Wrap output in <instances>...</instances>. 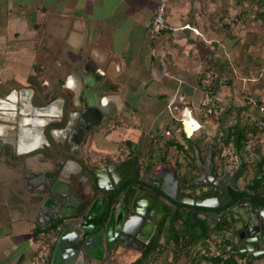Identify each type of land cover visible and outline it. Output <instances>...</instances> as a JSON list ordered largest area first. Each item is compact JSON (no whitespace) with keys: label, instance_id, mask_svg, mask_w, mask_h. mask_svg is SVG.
Returning a JSON list of instances; mask_svg holds the SVG:
<instances>
[{"label":"crops","instance_id":"1","mask_svg":"<svg viewBox=\"0 0 264 264\" xmlns=\"http://www.w3.org/2000/svg\"><path fill=\"white\" fill-rule=\"evenodd\" d=\"M157 3L0 0V264H41L36 233L72 221L85 207L84 194H104L90 214V220H96L105 197L112 198L106 192L92 194L90 186L96 182L90 171L93 166L102 168L136 156L138 182L165 198L152 177L178 174L190 181L201 174L199 168L208 165V158L217 172L222 171L224 160L234 166L231 152L235 148L232 142L225 143L228 125L233 124L230 118L257 117V109L245 97L264 96V20L259 15L264 0H171L167 21L176 29L151 41L146 26ZM206 84L209 90L204 89ZM73 86L75 90L86 86L88 101L102 103L107 98L117 109L89 131L74 151L65 127L79 108L71 106V99L76 102ZM56 97L63 102V120L44 128L48 144L40 139L37 144H27L26 153L14 155L15 147L9 142H27L32 134L31 127L24 125L25 134L19 137L17 120L30 112V106L42 107ZM184 108L195 116L197 120L190 115L200 124L199 129L195 125L188 129L184 121L185 132L180 129L178 119ZM32 114V120L39 122L44 114L54 116V112L37 109ZM212 115L219 120L210 121ZM165 130L171 135L166 136ZM47 155L55 162L47 163ZM69 161L75 165V173L69 180L55 178L58 189L50 193L42 166L47 163L54 170L56 164L65 166ZM180 190L190 192L184 185ZM136 194L150 200L144 188H137L131 198ZM38 195H42L40 202L51 195L48 209L63 210L69 201L66 212L72 214L60 218L49 210L43 212ZM172 203L163 216L166 222L158 247L144 262L209 264L205 257L213 255V248L218 249L215 255L230 254L229 247L236 245L222 235L224 230L212 232L204 245L198 242L180 251L167 231L169 215L176 209ZM179 211L182 219L175 227L181 230L190 212L187 207ZM131 245L115 239L106 249L103 231L97 264H132L142 251ZM235 260L238 264H264V255L246 254ZM83 263L89 264L85 259Z\"/></svg>","mask_w":264,"mask_h":264},{"label":"water","instance_id":"2","mask_svg":"<svg viewBox=\"0 0 264 264\" xmlns=\"http://www.w3.org/2000/svg\"><path fill=\"white\" fill-rule=\"evenodd\" d=\"M66 84L64 85L66 86ZM71 88L75 90L74 86ZM101 88L99 87V90ZM85 92L86 86L81 90H75L76 102L71 99V106H78L79 108L74 111V114L65 125L68 132H70L69 139L72 143V151L79 147L89 131L95 129L117 110L115 107L112 108L111 104L109 105L107 98H103L106 102L102 103L99 100L97 102L88 101L85 98ZM20 107L23 106L20 105ZM31 108L32 106L29 107L30 112L28 111L27 115H21L23 118L17 120L20 124L16 126L18 136L21 133L22 135L25 134V132H22L24 131L22 129L24 125L30 126L32 137L30 135V140L27 142L24 139L17 140L16 143L9 142L16 149L13 151L14 155H20L21 152L26 153L28 145L34 141L37 144L40 139L44 144H48L44 139V128L51 123H60L63 120V102L59 97L42 107ZM35 109L49 113L54 112L52 114L54 116L49 117L48 114H44L45 118L43 117L42 122L32 120V118H35L32 114ZM74 120H76L75 123H73ZM46 152L50 154L48 149ZM47 156L49 160L46 161L47 163L55 162L54 158H50V155ZM47 163L42 166L45 169L43 179H45L46 188L49 186V191L52 193L58 189V182L53 180L60 176L69 180L71 174L75 173V165L72 162L65 164V166L56 164V168L53 170L50 164L47 165ZM126 166L128 167L125 168ZM81 167V165L78 166V168ZM199 169L201 174L190 182H187L178 174H175L174 177L172 175L164 178L160 176L152 177L155 180L154 185L166 195L167 199L164 196H159L155 190L138 182L139 167L136 156H132L122 163H108L102 168L93 166L90 171L95 175L96 182L92 181V184L90 183L92 194L101 191L114 195V197L112 201L109 197H105V202L99 210L96 220L91 221L90 214L94 212L97 201L102 199L99 195L104 196V194H97L94 197L89 194L82 196L87 199L84 204L85 207L76 212L78 216L74 217L72 221L68 220L69 222L63 224L53 248L50 264H84V259L89 264H97L102 254L100 246H102L103 231L105 233L106 249L112 247L114 240L118 239L122 245L129 246L131 242V247L143 251L164 214L169 212L167 205L173 204L172 202L189 205L191 207V219L195 218L196 208L198 207L210 209L205 211L204 214L216 220H218V214L226 215V227L234 234L237 244L232 246L230 254H250L255 258L264 255V206L250 202V196L256 194L260 180L264 178V171L257 166L256 175L245 186L246 196L234 200L231 191L237 193L241 191L238 181L244 176L241 157L238 158L237 166L233 170L228 165H224L222 171L217 172L209 158L208 165ZM109 173L110 177H108ZM88 174L90 175V173ZM85 178L87 179V176ZM179 183L184 186L195 187L196 195L184 194L178 197ZM137 188L146 189L150 193V200L140 197L139 194H136L135 198H131L132 193ZM208 192L214 194L200 197V194H207ZM41 196H37L38 206L43 212L49 210L53 216H59L60 218L72 214L66 212L70 207L69 201L64 204L63 210L48 209L51 195L43 199V202H40ZM110 202L111 204H109ZM216 208L222 209L218 213L213 210ZM95 245L98 247L94 248ZM87 256L90 258L87 259Z\"/></svg>","mask_w":264,"mask_h":264},{"label":"trees","instance_id":"3","mask_svg":"<svg viewBox=\"0 0 264 264\" xmlns=\"http://www.w3.org/2000/svg\"><path fill=\"white\" fill-rule=\"evenodd\" d=\"M260 18L264 20V9H262L259 13ZM256 97V96H255ZM258 101L261 100L262 97H256ZM260 129L257 127V125L254 123L251 125V127H247L245 125H240L238 122L233 123L232 125L228 126L227 134H226V140L225 143H228L229 141L232 142L234 148L238 151H242L244 147L251 141V139L258 135L260 133ZM255 146V145H254ZM257 149V146L255 147ZM254 148V149H255ZM260 162H264V156L260 157ZM233 193V191H232ZM184 195L183 193H180L179 196ZM114 195H111V198H113ZM258 199H262L259 198ZM257 197H254V200L259 203H264L263 199L258 200ZM176 203V202H174ZM178 204L180 207H190L189 205H183ZM196 216L193 220V222L190 221V215L189 213L186 215L185 219L183 220V228L181 230L176 229L175 223L178 220L182 219V215L180 212H175L174 214L169 215L168 220V233L171 234V237L175 240L176 246L178 245V240L180 237H183L185 244H188L189 246L194 245L198 242H201L202 245H204V242L207 238H209L210 234L212 232H217L222 229H224V226L226 225L227 221L223 217L218 221V223L215 222L213 226H211L208 223V220L204 217H198V214H203L204 211L210 210L208 208L198 207ZM166 222V218H163L160 224L158 225L155 234L152 236V238L149 240L148 244L144 248V250L141 252L140 259H137L132 264H148L147 261L144 262V260L147 258V256H150L151 253L155 251V249L158 247V241L160 239L162 228L164 227ZM57 224H52L48 226V228L55 227ZM228 244V242H227ZM54 245H51L49 247V252L47 255V262L50 261L52 252H53ZM178 248V247H177ZM235 256L239 258L245 257V255H236L231 254L224 257L221 254L211 255L208 257H205L207 262L209 264H238L235 260ZM244 264H250L249 261H245Z\"/></svg>","mask_w":264,"mask_h":264},{"label":"built area","instance_id":"4","mask_svg":"<svg viewBox=\"0 0 264 264\" xmlns=\"http://www.w3.org/2000/svg\"><path fill=\"white\" fill-rule=\"evenodd\" d=\"M170 3L171 0H158L154 14L146 26V35L151 41L156 39L158 36H160L162 32L174 31L176 29V27L172 26L167 21V15L169 13ZM204 89L209 90L210 89L209 84L204 85ZM245 98L250 104H252L257 109L259 113V116L254 118V121L261 132L258 135L254 136L253 139H255L256 137H261L264 141V96L261 98L260 101H258L257 98L253 95H247ZM186 112L189 116L192 115V117H194L190 110L185 109L184 112H181V115L178 120L181 125L180 129L183 131H184L183 118ZM199 127L200 124H198L197 128L199 129ZM198 129H195V131ZM164 134L166 136H169L171 135V131L165 130ZM251 142L253 143L252 144L253 146L256 145V143L253 142L252 139ZM250 143H248V145H250ZM61 230H62L61 225L57 224L55 227L41 229L36 233L35 242L37 244L39 256L42 259L41 264H50V261L47 262L49 247L51 245H55ZM177 247L182 252H185L189 249V246L188 244H185L183 237L179 238Z\"/></svg>","mask_w":264,"mask_h":264},{"label":"flooded vegetation","instance_id":"5","mask_svg":"<svg viewBox=\"0 0 264 264\" xmlns=\"http://www.w3.org/2000/svg\"><path fill=\"white\" fill-rule=\"evenodd\" d=\"M247 150V151H245V152H247V154L243 151H238V150H236V149H234L231 153H234V156H235V163H234V166H230V164L228 163V162H226V160H224L223 162H222V168H223V166L224 165H228V167L230 168V169H234L236 166H237V161H238V158L239 157H241V159H242V161H243V166H244V176L242 177V178H240L239 179V181H238V186H239V188L241 189V191L240 192H234L233 191V193H232V191H231V194L233 195V197H234V200H237V199H240V198H243V197H245L246 196V194H245V191H244V189H245V186H246V184L248 183V182H250L253 178H254V176L256 175V172H257V166H259L260 167V169L262 170V171H264V162L263 163H261L260 162V158H256V154H255V149H254V147H251L250 145H246L245 147H244V149L243 150ZM224 151H225V149H224ZM184 179V178H183ZM186 180V179H185ZM193 180V179H192ZM187 181V180H186ZM191 181V180H190ZM190 181H187V182H190ZM183 184L182 183H179V190H178V192H179V194L181 193V190H180V188H181V186H182ZM186 187H188V186H186ZM195 187H189V190H190V192H188L187 194H189V195H196V191H195ZM212 194H214L213 192H208L207 194H200V197H205V196H207V195H212ZM178 197H181V196H179L178 195ZM254 197H257V199H258V197L259 198H262L263 200H264V178H261V180H260V185L257 187V189H256V194H254V195H252V196H250V202H252V203H255V204H258V205H263L264 206V203H259V202H257V201H255L254 200ZM262 199H258V200H262ZM264 202V201H263ZM175 206H176V209H174V213L175 212H180L179 211V209H181V208H183V207H180V206H178V204H176L175 203ZM187 208H189V212H190V210H191V207H187ZM221 209L222 208H216V209H213L214 211H216V212H220L221 211ZM206 211H208V210H206ZM205 212V211H204ZM173 213V214H174ZM189 215H190V213H189ZM203 215V217L205 218V219H207L208 220V223L211 225V226H213V224H215V222L216 223H218V221L220 220V219H222L223 217H225L226 215H221V214H218V220H216V219H213V218H211V217H209V216H207V215H205L204 213L202 214ZM190 217V216H189ZM162 221V220H161ZM160 224V223H159ZM62 225H63V223H62ZM224 230V231H223ZM220 231H223V233L224 234H222V235H224L226 238H228L230 241H231V244L232 243H234L233 245H237L236 244V242H235V236H234V234L232 233V231H230L227 227H226V225L224 226V229H222V230H220ZM227 233V234H226ZM214 235H218V234H214ZM213 235V236H214ZM219 236H220V234H219ZM264 245V244H263ZM232 248L231 247H229V249H228V253H230V251L229 250H231ZM232 254H234V253H232ZM229 255H231V254H229ZM228 255V256H229ZM244 255H246V254H244Z\"/></svg>","mask_w":264,"mask_h":264},{"label":"rangeland","instance_id":"6","mask_svg":"<svg viewBox=\"0 0 264 264\" xmlns=\"http://www.w3.org/2000/svg\"><path fill=\"white\" fill-rule=\"evenodd\" d=\"M263 97V96H262ZM206 110V109H205ZM206 112H209L208 110L206 111ZM187 113V112H186ZM186 113H185V115H186ZM217 114V113H216ZM235 115V114H234ZM243 115V114H242ZM217 116H218V114H217ZM256 116V115H255ZM259 115H257V117H258ZM195 117V116H194ZM254 118H256V117H254L253 115H248L246 118L245 117H240V116H233V117H231L230 118V122L231 123H239L240 125H245V126H247V127H251V125H253L254 123H255V121H254ZM221 119V118H220ZM210 121H216V120H219V117L216 119V118H214V115H212V117L209 119ZM245 122V123H244ZM232 125V124H231ZM228 126H230V125H228ZM252 141L253 142H255L256 143V145L255 146H253L252 144V142L250 143V146L251 147H256L257 146V149L255 148V156H256V158L258 159V158H260L261 156H264V141H263V139L261 138V137H256L255 139H253L252 138ZM245 152V151H247L246 149L245 150H242V152ZM246 154H247V152H245ZM183 186V185H182ZM184 187H186V186H184ZM187 189H189V186L188 187H186ZM178 190H179V188H178ZM181 193H184V192H181ZM184 194H187V193H184ZM192 196H194V195H192ZM196 213H197V209H196ZM196 216V215H195ZM216 250L218 251V249H215V248H213L212 249V253H213V255H215V252H216ZM219 253H220V251H219ZM207 256H211V255H207Z\"/></svg>","mask_w":264,"mask_h":264},{"label":"bare ground","instance_id":"7","mask_svg":"<svg viewBox=\"0 0 264 264\" xmlns=\"http://www.w3.org/2000/svg\"><path fill=\"white\" fill-rule=\"evenodd\" d=\"M185 119H184V126H186L188 129H192V127H198V125L196 124L195 120L193 118H191L187 113L186 115H184Z\"/></svg>","mask_w":264,"mask_h":264}]
</instances>
